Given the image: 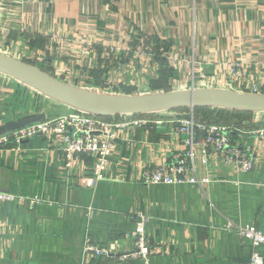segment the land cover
Wrapping results in <instances>:
<instances>
[{
  "label": "crops",
  "instance_id": "crops-1",
  "mask_svg": "<svg viewBox=\"0 0 264 264\" xmlns=\"http://www.w3.org/2000/svg\"><path fill=\"white\" fill-rule=\"evenodd\" d=\"M142 38L145 54L137 51ZM0 52L108 93H264V0H0ZM234 63L245 75L230 86ZM73 110L0 73V128ZM187 110L148 114L150 125L122 129L105 177L93 182L95 156L78 155L66 167L61 137L0 148V191L39 199L4 203L0 264H246L252 241L226 225L264 232V141L252 133L264 127V112ZM191 116L228 125L238 158L210 145L203 164L197 147V175L208 182L144 183L145 169L183 152L180 120ZM243 157L248 171L240 170ZM133 214L149 217L146 257L133 255ZM86 235L107 254L86 252ZM258 250L264 255V244Z\"/></svg>",
  "mask_w": 264,
  "mask_h": 264
},
{
  "label": "built area",
  "instance_id": "built-area-1",
  "mask_svg": "<svg viewBox=\"0 0 264 264\" xmlns=\"http://www.w3.org/2000/svg\"><path fill=\"white\" fill-rule=\"evenodd\" d=\"M146 41L141 39L138 45L139 54L147 52ZM196 68L193 67V81ZM245 68L234 63L230 66L228 73V83L232 86L237 79L243 78ZM124 117V115H122ZM146 114L133 115L129 118L117 120L112 117H101L88 114L82 111L73 110L72 112L47 118L35 124L21 127L9 134L0 136V148H5L14 142L17 145L27 139H31L39 134H47L50 137H61L62 147H60L65 166L70 167L73 160L78 155L90 154L95 156L92 168L91 182L101 180L105 177L108 164L115 149V143L122 129L145 127L151 124V119ZM180 131L186 134L184 139V150L173 161L163 162L160 165L145 169L143 181L147 184H200L208 182L210 179L205 177L200 179L197 175L196 159L199 156L197 147H200L201 161L206 164L209 161L208 146L212 145L214 151L225 154L230 159L238 158L240 155L237 149L230 145L231 128L220 123H205L197 121L193 116L180 120ZM257 137L264 141V127L252 131ZM243 156V155H242ZM240 163V170L248 171L251 163L245 160ZM37 198H29L23 195L0 191V210L4 203L16 201L26 203L31 206ZM134 222V235L136 238L135 256H148L151 252L150 240L147 234L146 225L149 217L142 214L131 215ZM227 230L237 231L241 236L252 241L253 251L246 264H264V255L258 250L264 244V232L255 224L235 225L228 223ZM83 248L86 252L102 256L108 250L104 246H98L90 235H86Z\"/></svg>",
  "mask_w": 264,
  "mask_h": 264
},
{
  "label": "water",
  "instance_id": "water-1",
  "mask_svg": "<svg viewBox=\"0 0 264 264\" xmlns=\"http://www.w3.org/2000/svg\"><path fill=\"white\" fill-rule=\"evenodd\" d=\"M0 73L27 85L42 95L88 114L112 117L154 114L176 109L217 107L235 111L264 112V93L241 92L231 88L192 87L146 94H118L80 87L57 78L23 59L0 52ZM34 117V118H33ZM17 125L0 128V136L30 122L43 120L33 116Z\"/></svg>",
  "mask_w": 264,
  "mask_h": 264
},
{
  "label": "trees",
  "instance_id": "trees-1",
  "mask_svg": "<svg viewBox=\"0 0 264 264\" xmlns=\"http://www.w3.org/2000/svg\"><path fill=\"white\" fill-rule=\"evenodd\" d=\"M146 45H147V42H146ZM196 109H203V108H196ZM183 110H187L186 108H181V109H176L174 111H183ZM216 122H219V121H216Z\"/></svg>",
  "mask_w": 264,
  "mask_h": 264
},
{
  "label": "rangeland",
  "instance_id": "rangeland-1",
  "mask_svg": "<svg viewBox=\"0 0 264 264\" xmlns=\"http://www.w3.org/2000/svg\"><path fill=\"white\" fill-rule=\"evenodd\" d=\"M179 112V111H178ZM178 112H175L176 114L178 113ZM165 113V112H164ZM184 113H188L189 114V110H187L186 112H184Z\"/></svg>",
  "mask_w": 264,
  "mask_h": 264
}]
</instances>
